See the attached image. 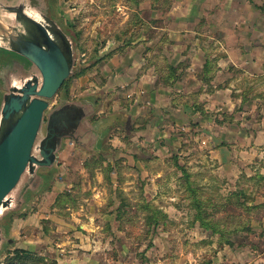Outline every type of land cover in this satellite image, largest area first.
I'll list each match as a JSON object with an SVG mask.
<instances>
[{"label": "rangeland", "instance_id": "374dc122", "mask_svg": "<svg viewBox=\"0 0 264 264\" xmlns=\"http://www.w3.org/2000/svg\"><path fill=\"white\" fill-rule=\"evenodd\" d=\"M53 4L70 100L129 118L102 157L66 141L0 264H264V0Z\"/></svg>", "mask_w": 264, "mask_h": 264}, {"label": "water", "instance_id": "95a60500", "mask_svg": "<svg viewBox=\"0 0 264 264\" xmlns=\"http://www.w3.org/2000/svg\"><path fill=\"white\" fill-rule=\"evenodd\" d=\"M76 46L55 16L53 0L0 3V48L32 65L28 75L8 79L0 104V222L24 210L29 192L39 191L47 179L39 170L56 166L67 140L87 152L101 144L94 101L61 98L52 107L76 73ZM6 243L15 239L0 226V257Z\"/></svg>", "mask_w": 264, "mask_h": 264}, {"label": "trees", "instance_id": "16d2710c", "mask_svg": "<svg viewBox=\"0 0 264 264\" xmlns=\"http://www.w3.org/2000/svg\"><path fill=\"white\" fill-rule=\"evenodd\" d=\"M253 1V0H251ZM57 0H54V3H56ZM68 28V31L69 33L70 32H74L75 34V40L77 42V34L76 32L73 30V28ZM70 29V30H69ZM76 51H77V46H76ZM86 65H83L81 63H77V68H76V73L73 77H76L80 74H82L83 72H85V69H86ZM72 77V78H73ZM70 78L69 80H67L64 84V86L62 87V89L60 90V93H61V98L63 100H68L70 99L69 98V88H68V83L69 81L72 79ZM86 99L90 100V101H94L95 104H96V108L97 110H100L101 107H102V99L100 96L98 95H89V96H86ZM128 116L126 113H110L108 115H105L103 116L102 118H99V119H94L95 123H98L97 125V128L98 129H103L104 131H107V134H106V137L104 139L101 140V144L100 146L98 147L97 151L95 152H92L96 157H102V155L106 154L108 152V148H107V139L109 138L110 136V132L112 131V129H114L115 127H119V128H123L126 124V122H128ZM105 120V122H102V123H99L100 120ZM47 172V179L45 180L44 184L42 185V187L40 188L39 191H36V192H29L28 196H27V201H28V205H26V207L24 208V210H22L21 212H19L18 214H25L26 211L28 210L29 208V204H31L33 198L41 193L42 191H44V189L48 188L50 183H51V180H52V175H53V169H48L46 170ZM3 224L5 225V228H6V232L8 235L11 234V230H12V227H11V224H12V216H7L4 221H3ZM12 244H9V243H6L1 255H3L6 251V249Z\"/></svg>", "mask_w": 264, "mask_h": 264}, {"label": "flooded vegetation", "instance_id": "af4514ba", "mask_svg": "<svg viewBox=\"0 0 264 264\" xmlns=\"http://www.w3.org/2000/svg\"><path fill=\"white\" fill-rule=\"evenodd\" d=\"M2 2V0H0V3ZM61 27L63 28V30L66 33H69L68 28H67V24L65 22H63V20L60 17H57ZM32 71V65L31 63L26 60L25 58H23L22 56L14 53V52H10L7 50H4L2 48H0V104L2 101V96L5 93V89H6V83L8 82V79L11 78L12 76L14 78H18V77H22L24 75H28L30 72ZM59 97H61V93L59 92ZM61 98H59V102L60 103ZM102 118V116H101ZM96 134L99 136V141H101L102 139H104L106 137V131H104L103 129H96ZM98 142V141H97ZM98 143H96L97 145ZM95 147H99L100 143ZM39 173L43 175V178L45 179L47 177V172L44 169L39 170ZM15 214H12L10 216H14ZM9 216V215H8ZM2 220L0 222V226L5 228V225L3 224ZM10 236H12L10 234Z\"/></svg>", "mask_w": 264, "mask_h": 264}, {"label": "crops", "instance_id": "0c3cea01", "mask_svg": "<svg viewBox=\"0 0 264 264\" xmlns=\"http://www.w3.org/2000/svg\"><path fill=\"white\" fill-rule=\"evenodd\" d=\"M116 103H117V102H116ZM101 108H102V107H101ZM100 110H101V109H100ZM100 110H99V111H100ZM123 112L125 113V111L120 110V111H118V112H114V113H123Z\"/></svg>", "mask_w": 264, "mask_h": 264}]
</instances>
